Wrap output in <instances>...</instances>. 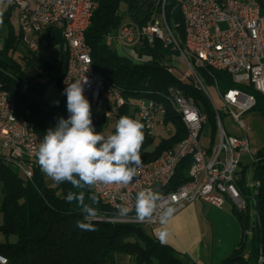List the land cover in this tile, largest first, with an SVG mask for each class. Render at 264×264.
<instances>
[{"label":"trees","instance_id":"trees-1","mask_svg":"<svg viewBox=\"0 0 264 264\" xmlns=\"http://www.w3.org/2000/svg\"><path fill=\"white\" fill-rule=\"evenodd\" d=\"M161 10L172 33L182 41L180 0H97L84 34L85 41L91 48L93 70L107 83L119 89L124 99L119 117L127 115L134 118L136 111L132 104L136 99H160L159 94L166 93L170 87H177L191 95L194 102L206 110L208 123L214 134L213 111L205 95L190 82L178 80L169 70L171 54L174 52L169 46H164L157 39L152 44L143 42L132 48L136 54L134 57L120 53L117 45L108 46L104 42L105 35L115 33L123 22L145 25L153 22ZM12 11V7L3 11L0 9L2 19L10 28ZM125 16L127 20L124 19ZM45 31L46 38L59 46L60 59L51 62L38 55L36 50L30 49L32 55L27 57V62L38 65L46 71L49 80L56 81L61 99L51 103L41 101L44 84L36 76L27 74L7 54L9 50H15L17 43L24 37L23 33L19 30L18 36H15L10 29L8 37L0 40V82L14 103L16 115L32 122L39 141L50 127H55L59 118L66 119L69 115L67 97L59 86L65 70L64 41L58 28L48 27ZM199 71L205 85L215 84L220 91L229 87L243 89V85L234 83L226 71ZM244 89L255 97L256 102L251 109L264 113V96L251 87ZM25 90L35 94L36 98L24 94L22 91ZM91 119L97 132L105 136L114 133L115 126L105 123L101 109L91 107ZM167 119L172 131L154 144L153 137L143 129L145 139L140 150L142 162L152 161L162 150L170 148L185 135V128L178 115L169 111ZM189 157L178 163L172 178L158 193L170 191L188 180ZM36 165L31 180L27 181L12 170L9 163L0 159V232L4 234V240L0 241V254L6 257L7 264H113L115 252L128 254L133 264H142L144 261L152 264L153 258L161 264H183L173 256L174 249L170 245L148 235L141 224L96 219L93 222L94 231L78 228L76 222L82 220L83 215L75 203L69 204L65 199L68 191L73 190L72 186L66 182L46 185L42 171ZM237 173L239 176L235 183L245 198L246 207L243 211H238L231 205L230 211L239 223L241 237L221 264H256L259 246L264 244V146L257 150L249 172L242 166L238 167ZM84 191L86 202H90L89 195L96 196L97 203L93 206L98 209V216L102 213L111 216L118 213L117 209L101 203L92 188ZM10 235L14 236V240H9Z\"/></svg>","mask_w":264,"mask_h":264},{"label":"built area","instance_id":"built-area-1","mask_svg":"<svg viewBox=\"0 0 264 264\" xmlns=\"http://www.w3.org/2000/svg\"><path fill=\"white\" fill-rule=\"evenodd\" d=\"M1 9L12 7L14 23L23 35L34 34L48 27L58 28L64 41L66 52L65 70L59 81L64 90L68 83L81 80L83 94L90 106L101 109L105 123L115 126L120 118V108L124 103L121 93L98 77L88 62L86 46L82 42L84 22L92 10L94 0H0ZM182 19L186 20L187 42L178 47L176 37L168 27L163 11L150 23L137 26L123 22L115 33H108L110 46L118 44L140 46L152 44L155 39L174 52L171 60L185 65V69L170 66L176 76L186 73L191 84L206 92L210 107L215 109V120L219 122V136L208 137L206 146L201 138L210 124L206 110L199 108L192 96L180 88L170 87L172 100H177L182 116L190 123L191 142L176 146L173 152L164 153L157 163L138 169L136 176L127 185L97 184L92 187L101 203L117 209L114 216L99 214L118 222H143L153 226L195 200L221 207L225 202L238 211L246 207L245 198L236 186L240 156L248 151L246 131L248 126L242 114L254 105L244 97V88L259 89L264 96V0H180ZM12 11V12H13ZM223 24L224 27H220ZM27 37V36H25ZM31 50L36 49L34 40H29ZM200 69L231 71L232 81L243 85V93H236L235 87L220 91L212 85L220 98L215 106L203 81ZM26 87V84L23 85ZM132 106L144 124L147 135L161 126L168 134L172 126L167 116L152 104L151 98H138ZM228 113L235 122L238 134L230 133L223 127L221 115ZM32 122L18 117L15 106L6 89L0 82V159L12 162V170L30 181L33 168L37 166L36 151L39 143ZM183 150L194 152V159L187 170L188 180L171 190V194L161 198L150 216L143 219L134 216L126 218L119 212L120 206L126 208L135 202L136 193L152 187H160L161 180L168 179L172 163ZM40 169V167H39ZM165 212L170 215L164 216ZM0 264L7 259L0 254Z\"/></svg>","mask_w":264,"mask_h":264},{"label":"clouds","instance_id":"clouds-1","mask_svg":"<svg viewBox=\"0 0 264 264\" xmlns=\"http://www.w3.org/2000/svg\"><path fill=\"white\" fill-rule=\"evenodd\" d=\"M3 24L0 13V25ZM63 94L67 97L68 117L59 118L55 127H50L36 151L37 164L41 171L56 184L68 183L73 190L65 199L75 203L83 215L76 222L81 230L94 231L93 222L98 217L95 195L85 199L84 189L97 184L127 186L136 176L142 163L140 150L145 139L144 124L127 115L121 116L114 133L105 136L97 132L91 119V106L83 94L81 80L68 83ZM161 195L152 189L136 193L137 217L143 219L156 209ZM119 212L126 215L128 209L121 205ZM170 215L165 212L164 216ZM167 233L161 231L159 239L164 242Z\"/></svg>","mask_w":264,"mask_h":264},{"label":"rangeland","instance_id":"rangeland-1","mask_svg":"<svg viewBox=\"0 0 264 264\" xmlns=\"http://www.w3.org/2000/svg\"><path fill=\"white\" fill-rule=\"evenodd\" d=\"M0 9H1V2H0ZM3 11V9H1ZM127 20V16L124 17ZM10 28L9 24L3 20V24L0 25V40L6 39L10 33V29L13 30V34L18 36L19 29L14 23V11L10 17ZM220 27H224L223 24H220ZM27 37L29 40H34L36 44V51L43 55L45 58L49 59L51 62H57L59 58H56L59 53L58 45L52 44L46 38V31L40 30L35 34H28ZM29 46V42L23 38L17 43L15 50H9L8 56L12 57L13 60L18 63L27 74L31 76H36L39 82L44 84L41 101L42 102H55L61 98L56 81L48 79V75L46 71L43 70L38 65L27 62V57L32 55ZM117 49L120 53L129 54L131 56H136L133 52L131 46H122L118 44ZM35 50V49H34ZM24 56H26L24 58ZM171 66L176 67V69H185V65L179 63L177 60H173L171 62ZM206 89L214 103L215 106L219 107L220 105V98L216 93L215 89L211 85H206ZM24 94H28L32 98H36V95L29 92V91H22ZM241 118L245 121L248 126V130L246 131L247 141H248V151L245 152L240 156V163L238 167L245 166L247 172L250 170V164L255 159L256 152L261 147L264 146V113L258 109H250L242 114ZM134 119L139 120V115L137 113L134 114ZM221 121L223 127L226 131L234 134H238V129L234 121H232L230 115L227 113H223L221 115ZM209 122V121H208ZM153 134V141L152 143H156L160 140L161 137L166 136L168 133L161 127L154 128L152 130ZM211 135L209 128H206L203 137L201 138V142L203 146L207 145L208 137ZM215 138V137H214ZM41 141H38L40 144ZM217 139L213 140V143L216 144ZM12 167V163L10 164ZM43 179L48 186H54L55 182L46 176L42 172ZM2 202V192L0 186V205ZM231 205L227 202L224 203V208L226 213H214L208 215L209 217L205 220H202L200 224V233H201V240L199 241V250L201 260H205L208 258L211 252L219 251L225 244H228L231 240H234L237 243L241 237V230L238 221L234 217V215L230 211ZM201 222V221H200ZM2 223V213L0 211V224ZM142 229L148 235H154L152 232V227L149 225L143 224ZM249 233V232H248ZM9 240H14V236L10 235ZM4 240V234L0 232V241ZM248 240V234L246 235V241ZM120 255V256H119ZM179 256V255H178ZM189 262V261H188ZM152 264H161L156 258H153L151 261ZM113 264H133L132 259L129 258V255L123 252H115L114 254V263ZM142 264H148L146 261L142 262Z\"/></svg>","mask_w":264,"mask_h":264},{"label":"crops","instance_id":"crops-1","mask_svg":"<svg viewBox=\"0 0 264 264\" xmlns=\"http://www.w3.org/2000/svg\"><path fill=\"white\" fill-rule=\"evenodd\" d=\"M27 35H24L26 41L29 39L28 37H25ZM37 54L40 55V53ZM40 56L50 61L43 55ZM59 57L60 48L56 58ZM223 206L224 204L221 207H215L204 201L195 200L188 203L185 207L174 214L168 216L163 223L150 226L152 227V232L154 234L152 236L156 237L161 242L159 239V233L162 230L165 231L167 233V238L162 243L170 245L174 249L173 256L183 264H221L231 253L236 241L234 242V240H231L228 244L220 246L222 248L217 251L218 253L215 251L211 252L208 258L203 261L201 260L198 250L199 241L201 240L199 223H202V220L207 219L209 217L208 215L214 213H226V210L222 208Z\"/></svg>","mask_w":264,"mask_h":264},{"label":"bare ground","instance_id":"bare-ground-1","mask_svg":"<svg viewBox=\"0 0 264 264\" xmlns=\"http://www.w3.org/2000/svg\"><path fill=\"white\" fill-rule=\"evenodd\" d=\"M97 6V0H94L93 5H92V10L89 13V15L87 16L84 25H83V30H82V42L85 44L86 46V52H87V57H88V62L90 65H92L91 63V48L90 46L86 43L85 41V30L88 27V24L90 22V17L92 16V12L94 10V8ZM182 28H183V38L182 41H179V38L176 37V43L178 45V47H185L186 46V42H187V30H186V20L183 19L182 20ZM104 42L106 43V45L110 46V43L108 41V35L106 34L104 37ZM230 74L231 78H232V72L231 71H226ZM97 73V72H96ZM98 77L103 78L99 73H97ZM178 80L183 81V82H190L191 83V78H189L186 73H179V75L177 76ZM105 83H107L104 80ZM109 86L111 87H115L114 85L107 83ZM195 86V85H194ZM196 87V86H195ZM24 88V87H23ZM197 89H199L202 92V88L200 87H196ZM249 88V87H246ZM254 91L259 93V89H256L254 87H251ZM116 92L120 93L119 89L116 87ZM235 92L236 93H243V89L242 88H238L235 87ZM205 97H206V92H202ZM188 95V94H187ZM160 99H156V98H151L152 99V104L158 106L161 109V112H164L166 114V116L168 117L169 111L172 114H176L178 115V118L180 119L182 125L185 128V135L178 140L177 142H175L170 148H166L164 150H162L158 156L153 159L150 162H142L140 167L138 169H144L147 167H150L154 164L157 163V160H159L164 153H171L173 152V150L175 149L176 146H179L180 144H189L191 142V128H190V123L188 120H186L185 117L182 116L181 113V109L180 106L177 103V100H172V93L171 91H167L164 94H159ZM191 96V95H188ZM244 97L248 98L249 102H251L253 105H255V97L252 93H250L249 91H247L246 89H244ZM198 106V105H197ZM200 108V107H199ZM212 111H213V116H214V120H215V109L213 107H211ZM206 118L208 119V114L206 112ZM209 124V123H208ZM211 129V126H210ZM215 132L214 134H212L211 132V138H218L219 136V122H217V120H215V126H214ZM190 156V162H192V160L194 159V152H191L190 150H183L180 152L178 158L176 159L175 162L172 163V168L171 171L169 173L168 179H163L161 180V186L160 187H152V190L155 192H158L159 190H161L163 187H165L168 182L170 181V179L172 178L174 171L178 165V163L184 159L185 157ZM6 163L11 164V161H5ZM171 194V190L170 191H166V192H162L160 193L161 198L167 197V195ZM128 212L126 214V218H133L134 216H137L136 213V209H135V202H132V205H130V207L127 208ZM252 217V216H251ZM97 219L99 220H108V221H112L110 218H104V216H98ZM252 219V218H251ZM131 223H135V224H141L143 225V222H131ZM262 228L264 232V217H263V222H262ZM231 264H240L239 262H233ZM256 264H264V244L259 246L258 249V255L256 258Z\"/></svg>","mask_w":264,"mask_h":264}]
</instances>
